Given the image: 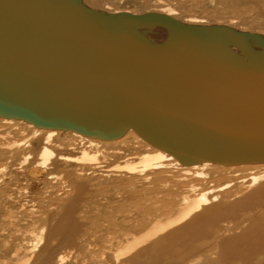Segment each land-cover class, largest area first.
Wrapping results in <instances>:
<instances>
[{
	"label": "water",
	"instance_id": "obj_1",
	"mask_svg": "<svg viewBox=\"0 0 264 264\" xmlns=\"http://www.w3.org/2000/svg\"><path fill=\"white\" fill-rule=\"evenodd\" d=\"M160 25L158 43L140 31ZM0 117L103 140L131 129L183 166L264 163V39L79 0H0Z\"/></svg>",
	"mask_w": 264,
	"mask_h": 264
},
{
	"label": "bare ground",
	"instance_id": "obj_2",
	"mask_svg": "<svg viewBox=\"0 0 264 264\" xmlns=\"http://www.w3.org/2000/svg\"><path fill=\"white\" fill-rule=\"evenodd\" d=\"M160 11V14L184 24L205 23L203 18L196 17L181 21L175 17L177 13L169 8ZM117 13L125 12L105 14ZM231 29L236 31L234 25ZM140 31L155 43L166 36V29L161 25L143 27ZM154 32L160 34L158 40L151 37ZM249 43L254 49H259L255 41ZM233 50L237 52L236 48ZM0 122L3 124L0 141H5L0 144V162L4 164L2 171L6 170L0 177V222L12 218L13 210L26 207L27 199H20L21 196L14 194L19 181L28 184L25 190L29 193L27 198L30 202L41 204L36 214L29 212L30 221L35 220L38 224L37 230H29L30 236L14 235L17 230H12L13 221H7L4 225L10 228L7 231L11 232L9 237L15 243L13 253L17 263L264 264V163L223 166L205 162L183 166L172 156L143 141L131 129L117 139L103 140L72 130L37 128L23 120L0 117ZM19 129L23 130L22 133L26 129L27 136L23 140L9 142V138L15 134L13 131ZM137 148L140 154L135 151L139 155L136 162L127 161L112 169L132 176L141 175L145 180L153 174L168 175L169 169H177V182L187 188L185 195L184 192L181 194L182 198L177 199H181V202L175 208L171 207L173 212L168 210L171 214L164 219L140 221L136 231L133 229L139 234L120 240L114 247L86 251L80 244L79 225L75 218L78 205L88 191L89 182L85 183L83 178L95 176L97 170L103 167L99 157L107 161ZM134 155L128 154L127 157ZM18 156L21 159L16 162ZM57 170L66 174V181L61 180V187L59 182L52 186L61 178L58 173L52 172ZM108 171L103 170L102 174L107 176ZM217 171L226 174L230 180L223 186L210 188ZM236 181L240 184L228 191L236 186ZM65 183H69L67 190L62 189ZM180 189L184 191L183 187ZM61 191L64 192L63 199H59ZM6 246L8 248L7 243Z\"/></svg>",
	"mask_w": 264,
	"mask_h": 264
},
{
	"label": "rangeland",
	"instance_id": "obj_3",
	"mask_svg": "<svg viewBox=\"0 0 264 264\" xmlns=\"http://www.w3.org/2000/svg\"><path fill=\"white\" fill-rule=\"evenodd\" d=\"M80 1L86 7L94 9L96 11H102L104 13H115V11L130 14H141L145 12L161 13L160 10L162 8H169L177 13L175 17L181 19V21H183L187 17L203 18L205 20V23L203 25H223L230 28H232V25H234L236 31L254 33L264 38V0ZM232 22H235V24H232ZM157 34V32H154L151 37H155V40H158L160 38V34H158V36ZM2 126L3 124L0 122V130ZM21 130L22 129L13 131L15 134L12 136L13 138H9V142L12 143L23 140L27 136L28 131L25 132L26 129H24V132L22 133ZM18 131L21 133H18ZM4 142L0 141V144ZM140 148H142V146ZM138 149L139 148L133 150V152L131 151V153L130 151H126L125 154L121 155L119 158H111L107 161H103L102 158L99 157V162L102 163L103 167L97 170L95 176L90 175L91 177L86 176L83 178L85 183L89 182L87 183V185L89 184L88 191L85 195H83V199L78 205L75 218L77 224L79 225V241L80 244L85 247L86 251H99L100 249L108 248L110 246L114 247L120 240L122 241L125 238H130L131 235L139 234L134 231H136V228L138 227L140 221L145 222L150 220L153 221L164 219L166 215L168 216L173 212L171 211L172 208H175V205L181 202V199L177 200L179 198H182L180 197L183 196L181 194L184 192L185 195L187 188L186 186H184V184L180 185V182H177V177L179 175V172H177L179 170L177 169H169V173H167L168 175L160 173H158L157 175L153 174L150 176L151 178L146 179L147 181L143 179V176L141 177V175L132 176L124 172L119 173L118 171L112 169L113 166L122 165L127 161L136 162L139 155H136L135 151ZM138 151L136 152L139 153ZM128 154L129 156L131 154H135L136 156L134 155L133 157H130V160V158H128L129 156L127 157ZM20 159L21 157L18 156V158H15V161L17 162ZM75 166L79 165L75 164ZM2 168L4 169V164L0 162V177L4 172L6 173V170L2 171ZM103 170H109L107 176H104L102 174L104 173ZM52 172L58 173L61 176L60 180H56L57 184H54L52 186L58 185L59 182V187H61V183L66 181V174L60 173V171L58 170ZM175 175L177 176L175 177ZM241 176H243L242 173ZM172 179L175 180L172 181ZM229 180L230 178L226 174L219 173V171H217L215 172V177L213 182L211 183V186H209L210 188H217L223 186L224 184L229 182ZM235 183L236 186L227 190H234V188L240 184L237 181ZM67 184L69 186V183H65L66 186L63 184L62 187L65 188L62 189H69L66 188ZM27 186L28 184L24 181H19L14 189L15 196H21L20 199L23 200L25 198L27 199L26 207L23 209L13 210L14 214H12V218H9V220L6 219L7 221L14 222L13 228H15L13 229L12 226L10 227L12 228V230H17V234L14 235H17L19 237H28L30 236L28 234L29 230L33 231L37 230L38 228V224H36L35 220L30 221V218L28 217L31 215V213L36 214L39 211L38 209L40 208L41 204L37 201L30 202V200L27 198L29 196V193L27 194L25 190ZM180 187H183L184 191L180 189ZM164 192L167 193L165 194ZM61 193L62 191L59 192V199H63L64 192L62 194ZM24 209L25 211H23ZM168 210L171 213H169ZM7 221L0 222V224H2V226H0V250H2V252H0V264H19L17 263V260L15 261L16 256L13 253L15 251V243L9 237L11 232L7 231L10 228L8 227V225L4 227ZM30 222H33V224ZM6 243L8 245V248H5L7 247Z\"/></svg>",
	"mask_w": 264,
	"mask_h": 264
}]
</instances>
